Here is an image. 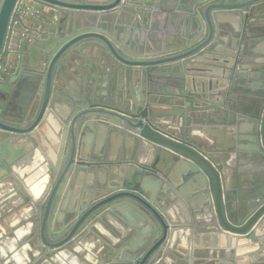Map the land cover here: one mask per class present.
Wrapping results in <instances>:
<instances>
[{
	"label": "water",
	"instance_id": "obj_1",
	"mask_svg": "<svg viewBox=\"0 0 264 264\" xmlns=\"http://www.w3.org/2000/svg\"><path fill=\"white\" fill-rule=\"evenodd\" d=\"M156 1L169 8L171 37H130L120 29L119 22H141L140 0H0V185L6 186L0 211L16 199L36 259L197 264L191 241L207 229L236 246L238 259L246 254L264 263V77L250 81L237 71L239 43L251 23L261 28L264 0ZM203 60L215 67L200 70ZM91 63L117 70L114 91L90 82ZM194 74L222 81L206 92ZM73 79L79 92L70 90ZM227 110L250 120L248 128H236L233 145L193 133L202 122L221 123ZM113 134L138 140L140 148L114 159L92 145L93 138ZM11 139L37 141L49 152L38 185L14 173L5 151ZM248 152L263 174L246 175L242 193L229 162ZM104 165L123 168L120 178L81 181L82 172ZM172 182L197 190L186 211L175 208ZM116 219L134 227V236L113 241L107 251L105 243L101 260L79 258L83 237Z\"/></svg>",
	"mask_w": 264,
	"mask_h": 264
},
{
	"label": "crops",
	"instance_id": "obj_2",
	"mask_svg": "<svg viewBox=\"0 0 264 264\" xmlns=\"http://www.w3.org/2000/svg\"><path fill=\"white\" fill-rule=\"evenodd\" d=\"M140 4L144 8V12L141 13V22L139 20H133V22H128L127 20L119 22L118 25L121 30H124L125 33L130 37H140L147 38L152 34L161 35L163 37L173 36L174 31L176 30L172 19L165 14L164 9L158 4L156 0H140ZM152 14V15H151ZM236 15V14H235ZM151 16V17H150ZM237 17L239 15H236ZM151 18V20H150ZM150 20V26L146 24L145 20ZM46 24L51 23L49 20H45ZM261 28H257L258 24L255 22L254 25L257 27L250 29V34L246 38L247 42V52L243 57V61L239 62L237 71L241 73L249 74V80H259L264 77V22H261ZM35 41V40H34ZM30 43V42H29ZM224 45V44H222ZM30 44H28L27 49H29ZM225 47V46H224ZM227 47V46H226ZM34 53V52H33ZM35 54V53H34ZM27 55H31V52H27ZM214 56L222 55L220 53H214ZM90 68L89 80L91 83L106 88L109 91H114L119 83L117 79V70L115 68H107L103 64H93ZM199 65H203L200 70H204L205 67L214 66L210 62L203 60ZM220 68V67H218ZM259 78L257 79V77ZM198 82L197 84L201 86L206 92H213L217 90V87L213 82L222 81L219 76H209V75H191ZM71 92H79L81 89V83L78 80H71L70 83ZM228 89V85L224 86ZM252 96L247 95L248 103L252 105L250 99ZM255 101V99H254ZM63 103H59L60 112H65V107ZM221 123L211 121V122H202L201 125L194 129L193 133H196L200 136L204 134L211 135L216 141H219L226 146L233 145L236 142L235 138L237 136L236 128L241 126L243 128L249 127V119H239L230 111L220 114ZM209 135V136H210ZM43 136L49 138V134L45 129H43ZM46 138V139H47ZM218 138V139H217ZM45 139V140H46ZM48 140V139H47ZM11 143L6 147L5 151L7 152L9 158L12 161L14 173L19 175V178L28 184L31 182L41 183L44 180L42 174L44 173L45 167V156L49 152L45 149V146L41 144H36L37 141H34L33 145L30 146L27 140L21 139L16 145L13 142V139L10 140ZM51 144V142H50ZM92 145H95L97 148L104 146L111 154L114 159H118L125 154L126 149L130 148L131 150H138L140 148V143L138 140L129 139L126 140L119 134H113L104 140L102 138H93ZM51 151L55 149L49 146ZM97 153V152H96ZM248 157L239 158L236 154H233L230 159L229 165H235L236 168L233 169V176L236 184L241 189L242 193H245V177L246 175H262L263 171L260 168V162L258 159L251 157V153L248 152ZM48 156V155H47ZM100 155L95 157L99 159ZM119 168V167H118ZM113 168V171L110 167L104 165L102 169H96L95 167L88 168L87 171L82 172L81 181L83 183L91 180H99L111 178L112 180H117L121 176L123 168L118 169ZM231 169L226 168V173ZM4 174L3 169H0V177ZM8 177V176H6ZM14 177H17L14 175ZM9 178V177H8ZM173 187H177L178 190L174 191L179 196V199L176 202L175 208L180 209L181 211H186L188 199L193 198L197 195V190L190 191V188L185 185L183 182H172ZM79 186V185H78ZM6 186L4 184L0 185V192H2ZM76 188L71 186L70 189ZM13 189V188H12ZM12 201L11 205L4 206L2 212H6L7 216L3 219H0V264H59L56 261L48 258H35L34 248L31 246L32 241L29 237V233L26 230V224L24 219L21 216V210H19V205ZM0 211V212H1ZM0 213V218H1ZM101 231L98 229L92 230L89 234L83 237V247L80 252L77 254L79 258L89 257L93 260H101L106 254L108 245H111L112 242L118 241L119 238H126L129 236H134L136 229L128 224L126 221H117L113 220L111 222L102 221ZM212 230L200 229L199 233L201 239H193L192 241L188 237L187 232L185 236L189 238V242L197 247L198 254L196 257L197 264H264L262 260H254L252 255H241V260L238 259L235 255L234 248L236 246L227 247L224 241L219 240L217 236L212 238ZM217 235V234H216ZM187 238V239H188ZM198 242H201V245H198ZM107 245H106V244ZM104 244L106 246L105 251L103 252ZM178 249L180 246H178ZM236 249V248H235ZM240 251L241 248H237L236 251ZM113 255H111L112 257ZM172 258V257H170ZM173 259V258H172ZM254 262V263H252ZM60 264H78L75 260L72 262L71 259L63 257ZM172 264H182L181 262L174 261Z\"/></svg>",
	"mask_w": 264,
	"mask_h": 264
},
{
	"label": "flooded vegetation",
	"instance_id": "obj_3",
	"mask_svg": "<svg viewBox=\"0 0 264 264\" xmlns=\"http://www.w3.org/2000/svg\"><path fill=\"white\" fill-rule=\"evenodd\" d=\"M160 5H161V3H160ZM161 7L164 9L165 14H166L167 16H169V17L172 19V16L167 12V10H168L169 8H167V7L165 6V4H164V5L162 4ZM144 11H145V10H143L142 13H143ZM151 15H152V14H151ZM150 17H151V16H150ZM150 19H151V18H150ZM172 21H173V20H172ZM251 25L253 26L254 24L251 23ZM251 25H250V26H251ZM239 26H240V23H239ZM241 26H242V25H241ZM250 26H249V27H250ZM250 29H252V28H249V30H250ZM239 35H241V33L238 32V37H239ZM246 38H247V36L243 39L242 45L240 44L241 42L239 43V47H242V49H241V56H240V59H239L240 62L243 61V57H244L245 53L248 51V50H247L248 47H247ZM238 41H239V40H238ZM216 45H217V44H216ZM237 45H238V43H237ZM246 94H248V93H246Z\"/></svg>",
	"mask_w": 264,
	"mask_h": 264
}]
</instances>
